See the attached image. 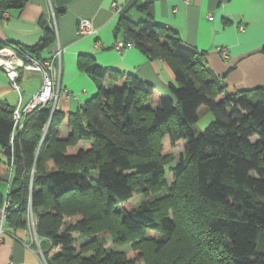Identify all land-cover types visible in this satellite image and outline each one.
Listing matches in <instances>:
<instances>
[{
    "label": "trees",
    "instance_id": "16d2710c",
    "mask_svg": "<svg viewBox=\"0 0 264 264\" xmlns=\"http://www.w3.org/2000/svg\"><path fill=\"white\" fill-rule=\"evenodd\" d=\"M26 1L0 0V15ZM145 2L137 21L123 9L115 32L168 64L170 94L86 53L77 63L97 91L79 109L43 106L18 128L14 106L0 100L5 220L27 227L31 211L45 264H264V85L226 91L204 54L157 22ZM41 25L34 46L0 41V49L42 61L55 36ZM202 106L213 120L197 131ZM180 140L183 153L171 165L164 142Z\"/></svg>",
    "mask_w": 264,
    "mask_h": 264
},
{
    "label": "crops",
    "instance_id": "0c3cea01",
    "mask_svg": "<svg viewBox=\"0 0 264 264\" xmlns=\"http://www.w3.org/2000/svg\"><path fill=\"white\" fill-rule=\"evenodd\" d=\"M113 4L125 9L134 21L144 16L138 6L146 4L145 0H28L21 8L0 15L2 42L29 48L42 37L41 23L54 31V40L39 54L42 61L47 60L61 48L60 59L53 62L60 86L67 88L69 95L58 97L57 109L75 111L96 93L97 82L77 63L78 56L86 53L101 66L132 73L149 82L160 96L170 94L168 83L174 77L164 60L149 59L136 46L120 52L116 49V43L123 39L115 32L120 15ZM147 8L157 22L174 29L186 45L204 54L226 91L264 85V0H150ZM81 18L90 21L91 34H77ZM219 46L226 48V57L221 56ZM18 85V91L13 89L0 69V100L14 108L24 106L40 89L42 76L25 70L20 73ZM59 130L62 136L69 132L66 126ZM5 176L0 171V178ZM5 223L0 233V264H42L28 226Z\"/></svg>",
    "mask_w": 264,
    "mask_h": 264
},
{
    "label": "built area",
    "instance_id": "2783aa9c",
    "mask_svg": "<svg viewBox=\"0 0 264 264\" xmlns=\"http://www.w3.org/2000/svg\"><path fill=\"white\" fill-rule=\"evenodd\" d=\"M149 2L150 0H146ZM116 9L117 14H120L122 11L121 7L113 4ZM4 15V14H3ZM53 23L55 24V20L53 18ZM77 34L85 35L91 34L93 32L91 23L86 18H81L77 22ZM134 46L132 42L125 43L123 40H119L116 43V49L118 52L123 51L129 47ZM218 51L220 52L222 57H226L227 50L225 47L219 46ZM61 48L59 47L53 56L50 59L39 61L29 53L24 51H20L18 47H5L0 49V68L5 73L8 78L10 85L13 89L19 90L18 79L20 77V73L25 70L37 71L42 76V85L40 89L32 94L29 101L24 105H17L13 110V122L14 127H21L22 120L24 115L30 113L31 111L42 108L43 106H50L51 110L57 108V99L59 96H68L69 91L65 87L60 86L59 82V73H57V69L54 66L53 60L58 58L60 59ZM48 123L44 127V132L48 129ZM8 206V202L4 200L2 205L0 206V233L2 232V227L5 225V217L6 212L5 208ZM28 224L31 225V232L34 240L38 245V241L36 238V234L34 231V221L33 215L29 210L28 215ZM38 253L42 259V263L45 264L44 259L42 257V253L39 249L38 245Z\"/></svg>",
    "mask_w": 264,
    "mask_h": 264
},
{
    "label": "rangeland",
    "instance_id": "374dc122",
    "mask_svg": "<svg viewBox=\"0 0 264 264\" xmlns=\"http://www.w3.org/2000/svg\"><path fill=\"white\" fill-rule=\"evenodd\" d=\"M201 109H200L199 114H198V119L193 126L194 129L197 131H202L203 129H205V127L213 120V114L210 110H208L206 107H203V106L201 107ZM179 142H177L175 144V146H173V147H170L168 144H166L164 142L165 146L163 147V154L171 156L170 158H167L168 161H170L169 163L171 165L175 164V162L179 159V157L183 153V141L180 140ZM167 179H168V181H171V174H169V173L167 174ZM8 180H9L8 178H6V179L0 178V190L3 194L6 193ZM141 200H142V196L139 195V196L135 197L134 200H132L130 204L132 206L133 204L139 203ZM28 215H29V212H28ZM33 221L35 223L34 218H33ZM28 228L31 232V225L29 226V224H28ZM31 234H32V232H31ZM75 238L77 239V237H75ZM125 245L117 246V248L127 249L128 245L127 246H125ZM105 246L106 247H113L111 241L108 238L105 240Z\"/></svg>",
    "mask_w": 264,
    "mask_h": 264
}]
</instances>
